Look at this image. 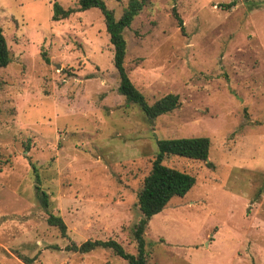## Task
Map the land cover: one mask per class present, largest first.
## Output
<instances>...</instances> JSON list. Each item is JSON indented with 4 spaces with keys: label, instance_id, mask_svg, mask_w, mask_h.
I'll list each match as a JSON object with an SVG mask.
<instances>
[{
    "label": "rangeland",
    "instance_id": "1",
    "mask_svg": "<svg viewBox=\"0 0 264 264\" xmlns=\"http://www.w3.org/2000/svg\"><path fill=\"white\" fill-rule=\"evenodd\" d=\"M104 2L118 19L128 0ZM54 3L74 13L54 22ZM0 28L11 59L0 68V264H127L65 247L114 240L136 254L137 193L156 143L190 137L210 140L212 168L165 159L196 183L150 219L148 264H264V0H148L124 32V67L149 105L180 101L151 122L117 92L97 9L0 0ZM36 176L66 239L47 224Z\"/></svg>",
    "mask_w": 264,
    "mask_h": 264
},
{
    "label": "trees",
    "instance_id": "2",
    "mask_svg": "<svg viewBox=\"0 0 264 264\" xmlns=\"http://www.w3.org/2000/svg\"><path fill=\"white\" fill-rule=\"evenodd\" d=\"M115 1L119 2L121 0ZM147 2L148 0H128L118 19L115 18L113 11L107 8L104 0H78V11L97 9L101 13L109 43L113 47V66L119 78L117 92L125 98L127 103L137 105L146 120L151 122L159 116L177 109L180 106V101L178 95L167 94L149 105L144 96L133 85L125 70L124 59L127 52V42L124 32L130 28L132 22L142 12ZM234 5L235 1H232L225 8L230 9ZM52 12L51 19L57 22L67 19L74 13V10H64L59 4L54 3ZM171 14L182 31V20L174 8H172ZM10 61L9 50L0 28V68H5ZM156 146L157 152L151 169L143 179L137 193V207L141 217L132 231L136 254L125 252L123 247L114 240H86L81 244L70 242L65 247L66 251L87 254L96 249H108L127 264H148L149 255L146 251L143 235L150 219L159 214L172 198L183 197L196 183L195 177L189 173L164 165L165 159L170 156H176L203 162L207 168H212V164L207 161L210 149V140L207 137L161 139L157 141ZM32 172L36 173L34 166H32ZM35 193L40 207L47 212V224L57 228L60 236L66 239V225L59 216L49 212L48 195L41 189L37 176L35 179Z\"/></svg>",
    "mask_w": 264,
    "mask_h": 264
},
{
    "label": "water",
    "instance_id": "3",
    "mask_svg": "<svg viewBox=\"0 0 264 264\" xmlns=\"http://www.w3.org/2000/svg\"><path fill=\"white\" fill-rule=\"evenodd\" d=\"M208 161V160H207Z\"/></svg>",
    "mask_w": 264,
    "mask_h": 264
}]
</instances>
